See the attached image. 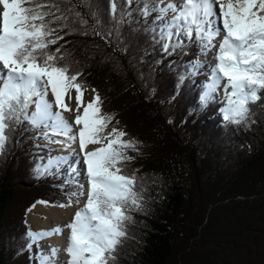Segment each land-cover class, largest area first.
Here are the masks:
<instances>
[{"label":"trees","instance_id":"16d2710c","mask_svg":"<svg viewBox=\"0 0 264 264\" xmlns=\"http://www.w3.org/2000/svg\"><path fill=\"white\" fill-rule=\"evenodd\" d=\"M121 3L116 0L117 15ZM41 4L57 5L60 12L38 10L63 14L68 25L49 37L63 39L44 51L59 48L64 59L57 63L82 73L83 92L98 91L101 116H113L104 135L122 123L123 139L139 142L137 150H126L134 159L118 167L135 177L140 206L128 204L127 236L109 264H264V91L249 105L247 122H226L216 95L201 103L205 66L187 75L188 62L205 57L196 46L166 54L138 12L116 25L110 0H26L23 6ZM39 133L26 123L10 128L0 155V264H38L39 247L34 244L35 256L27 248V209L36 201L66 203L79 190L65 181L67 168L37 177L35 166L49 154L37 144Z\"/></svg>","mask_w":264,"mask_h":264},{"label":"snow or ice","instance_id":"6c2138e0","mask_svg":"<svg viewBox=\"0 0 264 264\" xmlns=\"http://www.w3.org/2000/svg\"><path fill=\"white\" fill-rule=\"evenodd\" d=\"M25 2L0 0V155L10 138L8 130L26 123L32 129H39L37 138L47 144L62 145L63 151L73 144H78L79 148L76 153L79 159L75 160L71 154H49L46 163L35 166L37 177L58 174L67 165L68 182L78 184L73 174L82 163L87 184L86 188L79 185V190L69 193L66 203L57 205L71 207L74 202L79 204L80 196L86 195L84 206L75 211L69 223L52 229H29L27 248L31 250L34 244L39 247L41 240L63 235L66 228V247L48 246L47 251H38V264H56L61 252L68 257L63 264H109L117 258L118 246L127 236L125 222L132 220L127 215L128 204L140 206L135 177L121 174L122 169L118 167L134 159L126 150H137L139 142L124 140L127 133L116 128L103 134L113 116H101L102 98L96 89H93L96 93L93 100L80 114L83 88L77 81L82 73L70 74L67 65L57 63L58 59H64L63 55H56L60 53L59 48L55 53L44 51L63 39L62 36L49 37L68 27L67 17L38 10L56 7L60 12L57 5L28 8L23 6ZM110 4L116 25L124 23L125 18H132L133 11L138 12L146 29L166 54H174L178 49L184 52L189 45L196 46L199 55L213 52L211 61L202 62L197 58L187 65V75H195L205 63L209 68L201 103L206 104L215 94L222 93L223 120L233 124L249 120L252 111L249 105L261 100L259 93L264 91V0H181L180 3L122 0L119 15L116 0H110ZM153 14L155 17L149 24L147 17ZM49 15L54 19L46 21ZM57 20L65 23L60 28L51 27ZM184 79L185 75H181L180 83ZM72 88L78 93L77 115L69 121L63 112L72 111L65 103V95ZM76 126L82 127L74 130ZM56 136L63 139H53ZM89 145L101 146L88 150Z\"/></svg>","mask_w":264,"mask_h":264},{"label":"bare ground","instance_id":"6f19581e","mask_svg":"<svg viewBox=\"0 0 264 264\" xmlns=\"http://www.w3.org/2000/svg\"><path fill=\"white\" fill-rule=\"evenodd\" d=\"M177 2H181V0H178ZM219 9V7H218ZM0 12H2V6H0ZM219 39V38H218ZM221 97L224 101V96L221 93ZM49 100L53 99L51 96V93H49ZM65 103L68 105L70 108L69 104L66 101L65 97ZM225 104V103H224ZM31 110V109H30ZM54 111L56 110L55 108L53 109ZM63 115L66 119L69 121H72L75 119V116H72L71 111H65L63 112ZM79 127L82 126H76V129L78 130ZM56 139H63V137H53ZM47 143V142H46ZM46 145V144H45ZM50 147L52 148V156H58V155H72V159H79V157L76 156V153L79 152L78 144H73L70 149L67 151L62 150V145L59 144H49ZM94 147L92 145H89L88 150H92ZM47 162V159H45ZM78 166L79 173L76 176V179H79L82 181L85 185V188L87 187L86 184V176L83 171V164L80 163ZM86 200V196L83 198L82 202L79 204L73 203L71 207H66V208H61L58 207L57 205H53L50 203H36L34 207H32L28 211V216L30 218V222L33 226V231L37 230H42V229H52L55 226H64L69 223V221L72 219L73 214L75 211H77L79 208H82L84 206V201ZM68 235V229H64V234L63 235H56L52 236L49 239L41 240L42 244L44 245L42 251H47L48 246H57L60 248L66 247V237ZM68 259L67 255L63 252H61L56 260V264H63L64 261Z\"/></svg>","mask_w":264,"mask_h":264},{"label":"rangeland","instance_id":"374dc122","mask_svg":"<svg viewBox=\"0 0 264 264\" xmlns=\"http://www.w3.org/2000/svg\"><path fill=\"white\" fill-rule=\"evenodd\" d=\"M177 1H178V0H175L176 3H179V2H177ZM166 2H167V0H166ZM218 7H219V6L217 5V11H219ZM212 57H213V52H209V53L207 54V56H205V57H203V58L201 57L200 60H201L202 62L211 61V60H212ZM205 70L207 71V76L201 78V81H202V82H205V81L208 80V72H209V68H208V66H207V63H205ZM93 89H94L93 87H87V91L83 92V97H82L83 106L80 107V114L83 113L84 107L87 106V103H88L89 101H92V100H93V97H94L95 94H96V93L93 92ZM77 95H78V93L75 91L74 88L69 89V91H68V92L66 93V95H65V97H66V101H67V103L69 104L70 108L72 109V111H71V114H73L72 116H76V115H77V112L75 111V109L77 108V101H76V96H77ZM215 95L218 97V99H220V100L223 101V99H222V97H221V93H217V94H215ZM224 106H225V104H224V101H223V103L221 102V107H220V109L223 108ZM220 109H219V114H220V116H221V118H222V120H223V114H222V112L220 111ZM116 127H117V129L122 130L124 126H123V124L121 123V124L116 125ZM113 138H114V137H113ZM53 139H56V138H53ZM37 144L43 146L44 148H48V149H49V154H50V155L52 154V151L50 152V149H52V148L50 147L49 144L46 143V141H45L44 139L39 138V140L37 141ZM45 144H46V145H45ZM100 146H101V145H92V147H94V148H96V147H100ZM49 154H48V155H49ZM45 161H46V160H45V158H44V160H43L41 163H44ZM63 168H67V166L65 165ZM78 173H79V170H78V166H77V172L74 173L73 176L75 177V180L79 182L78 185H79V184H80V185H84V183H83L82 181H80L79 179H76V176H77ZM65 181L68 182V179H65ZM84 186H85V185H84ZM85 196H86V195L80 197V202H82V200H83V198H84ZM36 202L38 203L39 201H36ZM36 202H35V203H36ZM80 202H79V203H80ZM35 203H34V204H35ZM47 203H48V202H47ZM32 205H33V204H32ZM32 205H31V206H32ZM31 206H30V207H31ZM30 207H29V208H30ZM29 208H28L27 211H26V215H27V217H28V221H29L30 229L33 230V226H32V224H31V222H30V218H29V216H28ZM43 247H44V245L42 244V242H39V251H42V250H43ZM31 251H32V253H33V256H35L34 245H33L32 249H31Z\"/></svg>","mask_w":264,"mask_h":264}]
</instances>
